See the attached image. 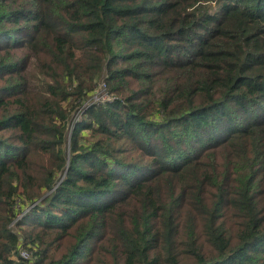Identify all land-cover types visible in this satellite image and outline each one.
<instances>
[{"label": "trees", "instance_id": "trees-1", "mask_svg": "<svg viewBox=\"0 0 264 264\" xmlns=\"http://www.w3.org/2000/svg\"><path fill=\"white\" fill-rule=\"evenodd\" d=\"M0 264H264V0H0Z\"/></svg>", "mask_w": 264, "mask_h": 264}, {"label": "built area", "instance_id": "built-area-1", "mask_svg": "<svg viewBox=\"0 0 264 264\" xmlns=\"http://www.w3.org/2000/svg\"><path fill=\"white\" fill-rule=\"evenodd\" d=\"M103 85L105 86V84H103ZM100 98H110V97H109V95L104 93L102 96H96V99H100ZM20 255L26 259H30L31 263H35V260L32 257L31 253L28 251V249L22 247L20 250Z\"/></svg>", "mask_w": 264, "mask_h": 264}, {"label": "water", "instance_id": "water-1", "mask_svg": "<svg viewBox=\"0 0 264 264\" xmlns=\"http://www.w3.org/2000/svg\"><path fill=\"white\" fill-rule=\"evenodd\" d=\"M31 206H32V205H31ZM31 206H30V207H31ZM30 207H29V208H30Z\"/></svg>", "mask_w": 264, "mask_h": 264}]
</instances>
